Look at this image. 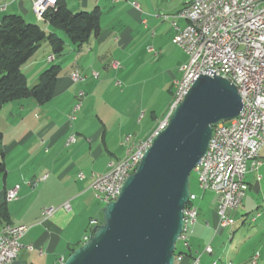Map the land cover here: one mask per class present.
<instances>
[{
  "label": "crops",
  "instance_id": "0c3cea01",
  "mask_svg": "<svg viewBox=\"0 0 264 264\" xmlns=\"http://www.w3.org/2000/svg\"><path fill=\"white\" fill-rule=\"evenodd\" d=\"M120 1L111 2L117 4ZM66 2L70 10L72 7L79 9L76 11L88 10L93 2L101 10L99 2L102 0ZM138 5L139 8L129 5V9L126 10L135 12V20L139 22L137 24L148 31L149 20L142 17L144 8L142 9L141 4ZM183 5L184 2L181 0L180 4L172 8L166 6L167 10L160 13L174 15ZM124 6L127 5L120 6L115 11L123 9ZM42 13L43 11L36 7L34 15L30 0H0V24L11 14L21 15L25 21L37 22ZM158 17H149L151 23L155 22V26L160 23ZM175 21L179 26L184 24L181 19ZM161 22H167V34L172 41L176 32L174 27L169 20L163 19ZM44 24L47 32L55 33L64 41V48L59 56L49 53L43 61L60 66L52 99L44 104H38L30 98L14 100L5 103L0 109V121L3 122L0 132L6 168L5 173L0 175V206L5 204L9 217L8 222L0 221V231L6 225H26L27 229L19 240L21 248L17 257L18 261L25 264H59L70 254L71 249L85 242L91 229L98 225L102 218L103 203L97 199L91 188L92 174L106 172L110 168V163L122 158L125 153L121 142L123 137L121 128L118 130L120 138L118 137V141L115 138V141L108 138L106 126L96 125L93 131H88L87 116H84L83 112L73 123L69 121L68 115L73 106L79 102L80 110L82 103L86 100L84 102L86 104L89 100V93L84 91V95L78 97L75 85L81 82H73L70 74L79 71L83 77L82 82L88 80V72L98 77L96 58H102L98 49H101L104 38L112 34V41L123 48L132 40V28L128 25L114 26L115 21L110 25H103L100 21L99 34L90 36L87 42L78 46L71 43L68 38L60 36L56 28L46 22ZM154 34V31L150 33V37L154 38ZM147 51L151 53L152 47L147 46ZM51 56L54 62L48 61ZM105 59L106 68L113 71L121 68L119 59L108 57ZM43 62L37 60L35 63H29L27 69L31 67L32 70L26 74L22 71L26 78L30 74L32 81L30 86L36 83L39 73L49 65ZM150 116L155 117L153 113ZM140 120L142 119L138 118L137 122ZM72 133L75 134V141L67 143ZM147 135L149 133L136 138L131 134L129 136L131 140H138ZM260 162L261 164L248 167L245 175L248 189L242 206L238 209L242 215L256 209L255 218L251 219L256 227L243 233L249 234L245 241L264 231V146L260 150ZM16 185L19 186L16 198L7 201L6 191ZM66 201L70 204L69 210L61 207ZM213 205L212 210L206 212L202 219L196 216L195 221L189 225V246L179 249L186 254L184 253L181 259H176L174 264H192L195 258L199 259L198 264L213 262L232 264L231 261L228 262L229 255L225 256L224 259L227 260L225 262L216 258L219 256V244L223 240L225 228L228 227L221 229L217 227L216 198ZM49 207H54V212L43 218V211ZM245 220L244 216L241 223ZM258 220L261 221L257 225ZM231 239L232 237L229 238ZM258 243L250 245L242 264H249L255 251L259 252L256 261V264H259V258L264 256V242ZM207 245L211 247V253L204 251Z\"/></svg>",
  "mask_w": 264,
  "mask_h": 264
},
{
  "label": "built area",
  "instance_id": "2783aa9c",
  "mask_svg": "<svg viewBox=\"0 0 264 264\" xmlns=\"http://www.w3.org/2000/svg\"><path fill=\"white\" fill-rule=\"evenodd\" d=\"M30 1L35 15L36 7H45L46 11L47 5H55L58 0ZM183 1L184 5L177 13L163 16L164 19L170 18L176 31L172 43L186 45L188 55L187 63L181 67V77L173 81L174 104L181 102L176 101V92H183L184 99L193 81L201 74L228 79L236 86L242 100V108L235 118L212 125L207 150L197 168L199 187L216 194L217 227L221 229L230 221L227 212L242 206L248 189L245 181L248 167L261 164L260 150L264 146V0H232V10L225 12L222 22H213V14L222 10V0ZM132 5L139 8L138 3ZM37 19L42 21L43 16ZM175 19L183 20V26H179ZM197 23H204V31H196ZM195 34H203L202 44H195ZM48 61H53V56ZM70 79L79 82L83 77L79 71H74ZM83 95V91H78V97ZM79 107L80 103L68 115L70 122L75 119L74 113ZM163 127L158 124L156 133L134 140V146H127L130 136H125L124 156L111 162L106 172L92 174L91 188L100 202L105 204L117 198L124 178L134 171L146 151L147 141ZM74 141L73 133L67 143ZM220 155H228L226 165H219ZM18 188L16 185L6 191L7 201L17 196ZM194 199L195 196L190 194L183 209V226L178 241L184 247L189 246L188 228L197 216ZM61 207L69 210L70 204L66 201ZM54 210V207L46 208L42 217H48ZM26 229V225H7L1 229L7 230V237H0V264L17 260L21 248L19 240ZM204 251L211 253L212 249L207 245ZM177 259H181V255ZM198 260L195 258L192 264H198ZM256 260L257 254L249 264H256Z\"/></svg>",
  "mask_w": 264,
  "mask_h": 264
},
{
  "label": "water",
  "instance_id": "95a60500",
  "mask_svg": "<svg viewBox=\"0 0 264 264\" xmlns=\"http://www.w3.org/2000/svg\"><path fill=\"white\" fill-rule=\"evenodd\" d=\"M241 108L232 82L199 75L123 181L117 198L104 204L102 222L59 264H174L190 173L207 150L212 125L235 118Z\"/></svg>",
  "mask_w": 264,
  "mask_h": 264
},
{
  "label": "rangeland",
  "instance_id": "374dc122",
  "mask_svg": "<svg viewBox=\"0 0 264 264\" xmlns=\"http://www.w3.org/2000/svg\"><path fill=\"white\" fill-rule=\"evenodd\" d=\"M111 1L102 0L101 3L99 2L102 10V14L100 15L101 23L103 25H110L115 21L114 26H130L132 28V40L125 47L120 48L117 43L112 41V34L110 37L104 38L101 49H98V53L101 54L102 58H96V62L98 63L96 69L99 76L94 77V75L92 76L88 72V80L85 82L81 80L79 81L81 82L80 84L75 85L78 91L81 90L89 93V100L84 104L85 100L82 103L81 109H78L79 111L77 110L74 115L75 118L80 117L83 112V115L87 116V128L90 132L93 131L96 125L106 126L107 136L113 140L116 138L118 141L120 134L118 130L121 128L123 132L121 142L123 149H125V136L131 134L133 138H136L145 133H149L150 135L157 128L158 124L170 114L173 104L172 82L181 77V67L187 63L188 55L181 47L179 48V46L172 43L171 38L167 34V22H161L166 13L160 12L166 11V6L175 7L180 4L181 0H121L117 4H113ZM133 3H139L143 6L142 9H144L141 15L146 20H149L148 31L137 24L139 22L135 20V12L126 10ZM125 4L127 6H124L123 9L115 11V9L117 10L118 7ZM146 5L147 7H145ZM90 6L88 10L94 8L96 3L93 2ZM72 10L76 11L79 9L72 7ZM152 16L160 17H158L160 19L158 26H155V22H150L149 17ZM164 20H169L170 22V18ZM37 22L47 31L43 21L37 20ZM56 31L65 39L68 38L63 31L58 29ZM153 31L155 32L154 38L150 37V33ZM68 41L66 40V42ZM67 44L65 45L66 47ZM147 46L152 47L153 51L151 53L147 51ZM49 53H52L51 46L46 41H42L39 48L27 61L26 66L22 67V71L25 74L30 72L32 68L27 69V65L35 63L37 60L40 62L45 61ZM107 57L109 59H119L121 68L117 71L106 68L105 58ZM48 64L45 63V65ZM31 82L30 74H28L27 84L30 86ZM151 113L155 115L154 118L150 116ZM138 118L142 120L137 122ZM2 124L1 120L0 127ZM198 177L199 170L196 168L190 173L189 191L191 195L195 196L193 203L197 208L198 218L202 219V216L206 212L212 210L211 207L214 206L213 204L217 197L214 192L209 190L203 191L199 187ZM231 211V216H229V212L228 216L234 220V224L225 228L223 240L219 244V256H216V258H219L221 262H225L227 261L224 259L225 256L229 255L228 262L242 264L250 245L252 243L259 242L258 244H260V242H264V231L245 241V237L249 234L243 233L256 227L255 223L251 221L252 218H255L256 209H253V211L249 210L246 215H242L239 210ZM216 214L218 218L217 206ZM244 216L246 220L241 223ZM260 221L258 220L257 225ZM230 237H232L231 240H229ZM180 248H184V246L180 241H177L176 250ZM227 252H229L227 255L223 254ZM254 253L258 254L259 252L255 251ZM259 264H264V256L259 258Z\"/></svg>",
  "mask_w": 264,
  "mask_h": 264
},
{
  "label": "trees",
  "instance_id": "16d2710c",
  "mask_svg": "<svg viewBox=\"0 0 264 264\" xmlns=\"http://www.w3.org/2000/svg\"><path fill=\"white\" fill-rule=\"evenodd\" d=\"M43 11V22L61 30L71 43L81 45L92 35L100 32L99 7L91 10L72 11L66 0H58L55 5ZM46 41L52 48V54L59 56L64 48V41L53 32L44 30L38 22H26L21 15H8L0 24V109L10 101L30 98L38 104H44L52 99L60 66L55 63L43 69L35 84H27L22 67ZM2 132H0V175L6 171L3 160ZM8 212L5 204L0 206V221L8 222ZM102 222V218L100 222ZM93 229H91L90 233ZM74 249H71V252ZM70 252V253H71ZM184 251L174 252V263L177 256ZM186 254V253H185Z\"/></svg>",
  "mask_w": 264,
  "mask_h": 264
},
{
  "label": "bare ground",
  "instance_id": "6f19581e",
  "mask_svg": "<svg viewBox=\"0 0 264 264\" xmlns=\"http://www.w3.org/2000/svg\"><path fill=\"white\" fill-rule=\"evenodd\" d=\"M262 0H250V2H258ZM53 5H47V8L52 7ZM40 10H45V7H39ZM232 10V0H222V10H216L213 14V22H222L225 19V12H230ZM196 31H204V23H197L196 24ZM203 43V34H195V44H202ZM185 52H186V45H179ZM183 100V92H176V101ZM176 104L171 106L170 112L175 108ZM168 120V116L163 120L159 126H165ZM157 132V128L153 131V133ZM152 139L147 141V148L150 146ZM127 146H134V140L127 139ZM228 162V155H220L219 156V165H226ZM125 180V178H124ZM16 198V197H15ZM14 199V198H12ZM10 199V200H12ZM106 204V203H105ZM234 224V220L230 218V221L227 223L225 227H230ZM7 226V225H6ZM4 226V227H6ZM3 227V229H4ZM0 237H7V230L0 231Z\"/></svg>",
  "mask_w": 264,
  "mask_h": 264
}]
</instances>
